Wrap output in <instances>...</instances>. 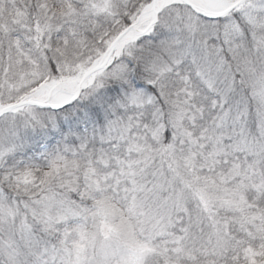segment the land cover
<instances>
[{
	"label": "snow or ice",
	"instance_id": "obj_1",
	"mask_svg": "<svg viewBox=\"0 0 264 264\" xmlns=\"http://www.w3.org/2000/svg\"><path fill=\"white\" fill-rule=\"evenodd\" d=\"M0 264H264V0H0Z\"/></svg>",
	"mask_w": 264,
	"mask_h": 264
}]
</instances>
